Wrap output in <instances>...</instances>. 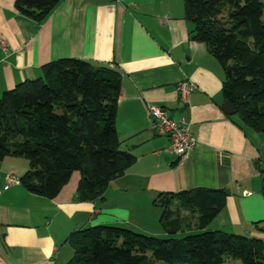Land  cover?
Segmentation results:
<instances>
[{"label":"crops","instance_id":"crops-1","mask_svg":"<svg viewBox=\"0 0 264 264\" xmlns=\"http://www.w3.org/2000/svg\"><path fill=\"white\" fill-rule=\"evenodd\" d=\"M13 3L0 0V39L7 45L0 52V94L36 78L42 65L59 59L112 67L120 74L115 117L119 149L135 160L108 184L102 200L76 202L78 172L47 200L19 184L6 185L4 176L18 180L27 163L4 158L0 264H66L72 253L65 242L70 232L108 225L145 233L151 229L148 221L157 227L158 213L151 205L157 193L195 188L228 190L208 231L264 241V232L257 230L264 226L257 169H264V134L224 115L222 70L201 43L190 39L182 0H63L40 23L19 15ZM179 83L194 86L184 99L177 93ZM146 105L186 126L194 144L185 157L171 153L168 138L148 127Z\"/></svg>","mask_w":264,"mask_h":264},{"label":"trees","instance_id":"trees-1","mask_svg":"<svg viewBox=\"0 0 264 264\" xmlns=\"http://www.w3.org/2000/svg\"><path fill=\"white\" fill-rule=\"evenodd\" d=\"M62 1L14 0L13 8L40 23ZM263 12L259 0H182L190 39L201 43L222 70L223 101L237 124L255 134H264ZM119 87V72L106 65L79 59L42 65L36 78L0 94V162L26 161L18 182L32 195L50 200L78 172L74 200H102L108 184L135 160L119 149ZM257 169L264 199V169ZM223 191L195 188L155 195L151 205L166 235L192 222L194 232L180 238L160 239L108 225L72 231L65 239L72 251L66 264H223L228 259L264 264L263 240L206 229L224 207ZM257 230L264 232V226Z\"/></svg>","mask_w":264,"mask_h":264},{"label":"built area","instance_id":"built-area-1","mask_svg":"<svg viewBox=\"0 0 264 264\" xmlns=\"http://www.w3.org/2000/svg\"><path fill=\"white\" fill-rule=\"evenodd\" d=\"M6 50L7 45L5 41L0 39V52L5 53ZM193 89L194 86L192 84L179 83L177 86L179 98L184 99ZM145 113L148 127L154 130L157 135L168 138L169 151L178 157H185L194 144V140L186 126L180 120L169 118L163 110L156 106L146 105ZM4 181L6 185L19 184L16 178L8 174L4 176Z\"/></svg>","mask_w":264,"mask_h":264},{"label":"rangeland","instance_id":"rangeland-1","mask_svg":"<svg viewBox=\"0 0 264 264\" xmlns=\"http://www.w3.org/2000/svg\"><path fill=\"white\" fill-rule=\"evenodd\" d=\"M262 4H263V8H264V0H259ZM263 18H264V12H263ZM172 207L175 209V204L172 205ZM171 207V208H172ZM157 213H158V210L156 209ZM158 216H159V213H158ZM158 216H157V219H158ZM183 216V215H182ZM181 215L179 217H182ZM189 220V218H186ZM187 220V222H188ZM193 221V220H192ZM149 222V225H150V228L149 230H144L145 233L141 232V231H138L137 229H130V228H125L127 230H130L132 232H135V233H138V234H142V235H146V236H153V237H157V238H160V239H167L169 237H173V238H180L182 237L186 232H194L193 230V227H192V222H190V224L186 223L187 225H183L182 227V230L181 232H178L177 234L175 235H166L164 230L162 229V227L160 226L159 222H157V227L155 228H152L153 224L151 223V221H148ZM143 231V230H142ZM223 264H240L239 261L237 260H224V263Z\"/></svg>","mask_w":264,"mask_h":264},{"label":"water","instance_id":"water-1","mask_svg":"<svg viewBox=\"0 0 264 264\" xmlns=\"http://www.w3.org/2000/svg\"><path fill=\"white\" fill-rule=\"evenodd\" d=\"M84 1H88V2H91V3H95V4H104V3L109 2V0H84ZM222 111H223L225 116H232L233 115V111L230 108V106L227 103V101H223V103H222ZM262 154L264 156V149H262ZM224 194L228 195V190H225Z\"/></svg>","mask_w":264,"mask_h":264}]
</instances>
